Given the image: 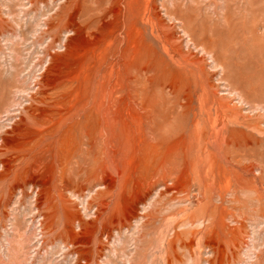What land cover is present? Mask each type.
Here are the masks:
<instances>
[{
    "label": "rangeland",
    "instance_id": "374dc122",
    "mask_svg": "<svg viewBox=\"0 0 264 264\" xmlns=\"http://www.w3.org/2000/svg\"><path fill=\"white\" fill-rule=\"evenodd\" d=\"M0 264H264V0H0Z\"/></svg>",
    "mask_w": 264,
    "mask_h": 264
},
{
    "label": "bare ground",
    "instance_id": "6f19581e",
    "mask_svg": "<svg viewBox=\"0 0 264 264\" xmlns=\"http://www.w3.org/2000/svg\"><path fill=\"white\" fill-rule=\"evenodd\" d=\"M238 104V103H237Z\"/></svg>",
    "mask_w": 264,
    "mask_h": 264
}]
</instances>
